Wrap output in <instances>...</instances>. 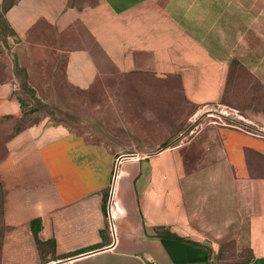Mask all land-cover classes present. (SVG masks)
Instances as JSON below:
<instances>
[{
  "label": "crops",
  "instance_id": "0c3cea01",
  "mask_svg": "<svg viewBox=\"0 0 264 264\" xmlns=\"http://www.w3.org/2000/svg\"><path fill=\"white\" fill-rule=\"evenodd\" d=\"M5 20L22 45L53 47L83 91L139 73L177 79L201 109L237 71L264 94V0H16ZM232 106L264 131L263 114ZM127 122L12 142L27 154L29 230L40 220L38 239L54 244L48 264H220L228 244L248 257L222 264H264V138L210 124L153 146L154 127Z\"/></svg>",
  "mask_w": 264,
  "mask_h": 264
},
{
  "label": "rangeland",
  "instance_id": "374dc122",
  "mask_svg": "<svg viewBox=\"0 0 264 264\" xmlns=\"http://www.w3.org/2000/svg\"><path fill=\"white\" fill-rule=\"evenodd\" d=\"M3 21L6 20L2 6L0 264H48L49 258L55 257L50 252L52 247L39 244L29 230L25 216L32 208L26 197L30 188L25 179L28 174L25 166L27 154L25 151L16 154L11 146L19 135L31 131L44 136L46 131L58 127L75 134L92 135L98 134L101 128L121 127L128 120L133 127L136 123L139 128L143 124L144 127H154L152 140L146 142L148 145L167 146L189 139L193 131L203 126L229 125L230 122L221 115L236 117V111L230 109L236 98L245 99L257 118L264 115L263 89L252 85L251 93H240L235 98L230 95V78L221 102L201 109L185 99L177 79L160 80L136 73L99 78L86 91L74 88L67 83L64 62L57 63L58 54L53 47L22 45L23 39L18 32L7 28ZM151 88L153 91L167 88L169 92H151ZM108 103L115 104L108 106ZM11 173H16L14 176L21 180H15ZM222 249L220 264L248 257L245 250L244 253H230V244Z\"/></svg>",
  "mask_w": 264,
  "mask_h": 264
},
{
  "label": "trees",
  "instance_id": "16d2710c",
  "mask_svg": "<svg viewBox=\"0 0 264 264\" xmlns=\"http://www.w3.org/2000/svg\"><path fill=\"white\" fill-rule=\"evenodd\" d=\"M15 1L16 0H5V3H4V5H3V12L5 13L10 7H12L13 6V4L15 3ZM5 24H6V27L8 28L9 26H7L8 25V23L6 22V21H3ZM239 72H237V71H234V73H232V75H234V76H232L231 78H230V75H229V77H228V79L230 78V93L235 97V95H237V94H240V93H244V91L243 90H248V93L250 92V91H252L251 89H252V85H249V86H247L246 85V79H245V77H243V76H241V75H239L238 74ZM245 85H246V87H245ZM245 87V88H244ZM255 87H258V85H255ZM251 93V92H250ZM244 94H246V93H244ZM236 98V97H235ZM243 100L245 101V99H242V100H239L238 98H236V103H237V105L239 106V107H243ZM244 103H246V101L244 102ZM21 105L23 106V103H21ZM31 228H32V231H33V234H34V236H35V238H36V240H37V242L39 243V244H42V245H47V244H49L51 247H52V249L50 250V252H52L53 251V247H54V244H53V242H51V241H48V242H41L39 239H38V234L41 232V229H42V224H41V221L40 220H36V221H33L32 223H31Z\"/></svg>",
  "mask_w": 264,
  "mask_h": 264
},
{
  "label": "built area",
  "instance_id": "2783aa9c",
  "mask_svg": "<svg viewBox=\"0 0 264 264\" xmlns=\"http://www.w3.org/2000/svg\"><path fill=\"white\" fill-rule=\"evenodd\" d=\"M221 116L225 120L230 122L229 125L224 124L225 126L240 130V131H242L244 133H248L250 135H256V136L264 138V131H258V128L255 125H252L251 123H247L246 121H244L243 118L237 116V114H236V117H229V116H225V115H221ZM227 118H232L233 120H235L239 123H236V122L229 120Z\"/></svg>",
  "mask_w": 264,
  "mask_h": 264
},
{
  "label": "water",
  "instance_id": "95a60500",
  "mask_svg": "<svg viewBox=\"0 0 264 264\" xmlns=\"http://www.w3.org/2000/svg\"><path fill=\"white\" fill-rule=\"evenodd\" d=\"M227 119L232 120V121H234V122H236V123H239V122L233 120L232 118H227ZM51 264H61V263H51Z\"/></svg>",
  "mask_w": 264,
  "mask_h": 264
}]
</instances>
